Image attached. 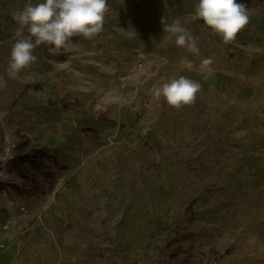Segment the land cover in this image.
Here are the masks:
<instances>
[{
  "label": "rangeland",
  "instance_id": "374dc122",
  "mask_svg": "<svg viewBox=\"0 0 264 264\" xmlns=\"http://www.w3.org/2000/svg\"><path fill=\"white\" fill-rule=\"evenodd\" d=\"M40 2L0 0V178L22 150L65 167L41 197L0 188V264H264V2L225 44L198 0H108L94 39L40 45L11 79L12 13ZM177 20L199 56L164 32ZM182 75L201 91L176 110L154 88Z\"/></svg>",
  "mask_w": 264,
  "mask_h": 264
},
{
  "label": "clouds",
  "instance_id": "9594fccd",
  "mask_svg": "<svg viewBox=\"0 0 264 264\" xmlns=\"http://www.w3.org/2000/svg\"><path fill=\"white\" fill-rule=\"evenodd\" d=\"M109 11L108 0H42L37 4H27L12 16L18 27L15 42L10 52L7 76L19 79V74L30 68L36 61L34 51L40 45H48L59 51L68 49L74 37L92 40L104 30L105 16ZM195 15L209 26L212 32L222 38L225 44L235 42L237 35L250 23L244 3L238 0H198ZM164 32L175 37V44L188 53L199 56L197 38L181 23L173 21L164 24ZM211 57L204 58L199 71L204 79L214 74ZM180 65L191 71L193 61L185 58ZM7 81L0 76V88ZM201 84L186 76L173 78L154 88L157 99L163 98L167 104L179 110L195 104Z\"/></svg>",
  "mask_w": 264,
  "mask_h": 264
},
{
  "label": "trees",
  "instance_id": "16d2710c",
  "mask_svg": "<svg viewBox=\"0 0 264 264\" xmlns=\"http://www.w3.org/2000/svg\"><path fill=\"white\" fill-rule=\"evenodd\" d=\"M254 0H238V2L249 5ZM264 2V0H258ZM32 87L31 84L26 85L25 89ZM40 88L39 85L36 86ZM90 137L99 138L98 134L92 128L85 130ZM29 145V140L19 144L18 148H25ZM65 166H62L58 159H53V162L44 161L36 150H22L16 152L9 160L7 170L13 173L14 180H3L0 178V188L8 189L19 196L31 197L42 196L47 192L54 190L59 181L60 174ZM2 168H0V171ZM21 243V237L18 238ZM21 245V244H20ZM190 257V254L187 255Z\"/></svg>",
  "mask_w": 264,
  "mask_h": 264
},
{
  "label": "crops",
  "instance_id": "0c3cea01",
  "mask_svg": "<svg viewBox=\"0 0 264 264\" xmlns=\"http://www.w3.org/2000/svg\"><path fill=\"white\" fill-rule=\"evenodd\" d=\"M57 185V184H56ZM56 187V186H55ZM55 189V188H54ZM8 190V189H7ZM9 191V190H8ZM52 192V191H51ZM11 193H13V192H11ZM47 193H49V192H47ZM46 193V194H47ZM45 195V194H44ZM44 195H42V196H44ZM19 196V195H18ZM20 197H23V196H20ZM32 197H41V196H31V197H23V198H32ZM19 237H21L22 239H21V243H20V241H19V239H17V246H18V252H19V254H21L22 252H23V249H24V240H23V235H20ZM18 237V238H19ZM21 244V245H20Z\"/></svg>",
  "mask_w": 264,
  "mask_h": 264
}]
</instances>
